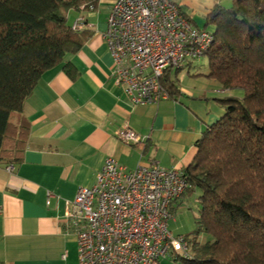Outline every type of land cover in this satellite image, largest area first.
<instances>
[{
    "label": "crops",
    "instance_id": "0c3cea01",
    "mask_svg": "<svg viewBox=\"0 0 264 264\" xmlns=\"http://www.w3.org/2000/svg\"><path fill=\"white\" fill-rule=\"evenodd\" d=\"M172 2L194 27L212 31L206 15L233 0ZM112 4L68 12L69 24L84 18L91 36L77 53L45 73L25 102L30 135L22 162L0 163V264H78L77 240L64 222L67 202L79 188L96 184L106 160L115 159L127 172L154 162L185 172L202 133L224 115L219 100L241 95L201 76L184 86L180 81L177 98L134 105L116 83L103 37ZM68 64L77 71L75 79L64 69ZM125 125L147 142L127 145L118 140L115 133ZM184 206L177 205L181 215Z\"/></svg>",
    "mask_w": 264,
    "mask_h": 264
},
{
    "label": "trees",
    "instance_id": "16d2710c",
    "mask_svg": "<svg viewBox=\"0 0 264 264\" xmlns=\"http://www.w3.org/2000/svg\"><path fill=\"white\" fill-rule=\"evenodd\" d=\"M114 0H0V163L22 162L30 135L26 100L43 75L77 53L91 36L74 30L70 10H94ZM214 42L203 58L223 90L241 95L219 100L224 115L206 129L186 169L195 196L196 230L186 239L190 256L181 264H264V0H233L206 15ZM73 79L77 71L66 65ZM161 84L180 95V69ZM173 209L171 208V211Z\"/></svg>",
    "mask_w": 264,
    "mask_h": 264
},
{
    "label": "built area",
    "instance_id": "2783aa9c",
    "mask_svg": "<svg viewBox=\"0 0 264 264\" xmlns=\"http://www.w3.org/2000/svg\"><path fill=\"white\" fill-rule=\"evenodd\" d=\"M84 28V18L73 25ZM103 37L116 83L134 105L168 99L161 84L165 72L202 59L214 42L211 30L194 27L171 0H114ZM115 135L127 145L148 140L128 125ZM187 188L182 171L154 162L127 172L107 159L96 184L79 188L67 202L64 222L76 237L78 264H161L173 254L189 257L186 237L169 228L171 206Z\"/></svg>",
    "mask_w": 264,
    "mask_h": 264
},
{
    "label": "rangeland",
    "instance_id": "374dc122",
    "mask_svg": "<svg viewBox=\"0 0 264 264\" xmlns=\"http://www.w3.org/2000/svg\"><path fill=\"white\" fill-rule=\"evenodd\" d=\"M173 1V0H172ZM109 2V1H107ZM232 3L229 6L230 7ZM73 14L75 13L72 11ZM71 12V13H72ZM72 22V21H71ZM208 71V60L207 58H202L200 60H191L187 59L181 64V70H179L178 73H176V69L173 70L174 76H177L178 79L181 81V85L187 84L188 80H191L193 78H199L201 76H194V74H204ZM207 80V79H205ZM206 82V81H202ZM211 81H208L204 84H210ZM238 94V93H236ZM178 202V200H177ZM175 204V203H174ZM183 204L186 206L185 213L181 215L182 208L179 210L177 205ZM176 206V207H175ZM184 206V207H185ZM173 207V204L171 208ZM174 208L177 209L174 212L173 218L170 220V230L172 231L174 236H189L192 232L196 230V218L198 216V207L195 200V196H187L183 197V199L174 205ZM173 225L174 229L171 227ZM161 264H181L180 261H176L172 259V256L163 259Z\"/></svg>",
    "mask_w": 264,
    "mask_h": 264
}]
</instances>
